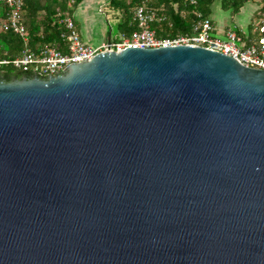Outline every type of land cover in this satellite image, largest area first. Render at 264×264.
<instances>
[{"label":"water","instance_id":"water-1","mask_svg":"<svg viewBox=\"0 0 264 264\" xmlns=\"http://www.w3.org/2000/svg\"><path fill=\"white\" fill-rule=\"evenodd\" d=\"M20 74L0 78V264H264L263 70L177 45Z\"/></svg>","mask_w":264,"mask_h":264},{"label":"built area","instance_id":"built-area-1","mask_svg":"<svg viewBox=\"0 0 264 264\" xmlns=\"http://www.w3.org/2000/svg\"><path fill=\"white\" fill-rule=\"evenodd\" d=\"M194 9L197 0H186ZM264 4V3H263ZM5 8V18L0 21V31H10L21 38L22 46L14 58L0 57V74H6L7 69L20 72H36L40 79L59 75L65 72L67 66L82 61H90L97 53L108 48L119 52L127 47L152 49L187 45L201 47L209 51L228 56L240 65L264 71V9L259 11L249 35L240 31L226 29L218 32L213 21L195 9L196 22L188 34L174 37L159 38L150 24L156 19L153 12L138 6L133 10V19L137 30L130 35L120 34L115 41H110L99 47L85 45L77 33L73 20L67 12H59L56 23L62 27L60 38L63 45H44L33 51L29 47V37L22 22V0H0ZM224 36L223 39L219 35ZM63 48V50L61 49Z\"/></svg>","mask_w":264,"mask_h":264},{"label":"trees","instance_id":"trees-1","mask_svg":"<svg viewBox=\"0 0 264 264\" xmlns=\"http://www.w3.org/2000/svg\"><path fill=\"white\" fill-rule=\"evenodd\" d=\"M22 22L25 26L29 47L35 51L44 45L61 46L60 38L62 27L57 23L59 12L72 11L83 0H22ZM218 0H197L196 10L209 16L212 5ZM252 0H219L223 10L237 13L242 6ZM259 11H263L261 4ZM109 6L119 13V22L116 30L120 34L130 35L137 30L133 19V10L143 6L147 11L153 12L156 19L150 24L159 38L174 37L179 34H188L196 22L195 9L188 5L186 0H109ZM5 8L0 5V21L5 18ZM258 11L254 13V19ZM22 46L21 38L10 31H0V57L14 58ZM63 50V48H61ZM20 73L3 75L6 81L19 78Z\"/></svg>","mask_w":264,"mask_h":264},{"label":"rangeland","instance_id":"rangeland-1","mask_svg":"<svg viewBox=\"0 0 264 264\" xmlns=\"http://www.w3.org/2000/svg\"><path fill=\"white\" fill-rule=\"evenodd\" d=\"M263 0H252L245 3L237 13H232L229 10H223L221 4L216 1L211 8V13L209 18L215 22V26L219 33L220 29L225 30L226 28L243 32L246 35H249L251 29L253 28L255 19L254 13L258 10ZM104 4V3H103ZM109 7V8H108ZM104 5L102 9L98 10V6H94V9L90 11V16L92 18V29L95 31L96 35L99 36L101 33L100 29H105L107 33L111 32L112 36L116 35V22L114 20L115 16L113 10L110 6ZM105 36V35H104ZM107 36H105L106 39ZM221 39L224 38L221 34L219 35ZM9 74H15L17 71L14 69H7Z\"/></svg>","mask_w":264,"mask_h":264},{"label":"crops","instance_id":"crops-1","mask_svg":"<svg viewBox=\"0 0 264 264\" xmlns=\"http://www.w3.org/2000/svg\"><path fill=\"white\" fill-rule=\"evenodd\" d=\"M263 3H264V0L262 1L261 4H263ZM103 5H104V7L105 6L108 7L109 6V0H83L72 11V13L70 15V17L73 20L75 29H76L77 33L79 34L81 41L85 45L92 47V48H96V47L101 46L102 44L107 43L108 37H109L110 41H115L120 35V32H118V31H117L116 35L112 36L111 32L107 33V31H105V29H103V30L100 29L101 33L99 36H97L95 31H93V29H92V22L93 21H92V18L90 16L89 12L94 9V6H98V10H99V9H102L101 7ZM259 6H261V5H259ZM113 14L115 16L114 20H115L116 25H117V23L119 22V13L113 10ZM213 23L215 25L214 21H213ZM226 29H228V28H226ZM225 30L220 29V32L225 31ZM104 35L105 36L108 35V37H106V39H105Z\"/></svg>","mask_w":264,"mask_h":264},{"label":"flooded vegetation","instance_id":"flooded-vegetation-1","mask_svg":"<svg viewBox=\"0 0 264 264\" xmlns=\"http://www.w3.org/2000/svg\"><path fill=\"white\" fill-rule=\"evenodd\" d=\"M21 75H22V74H21ZM0 78H1V79H5V77H3V76H2V77H0Z\"/></svg>","mask_w":264,"mask_h":264}]
</instances>
